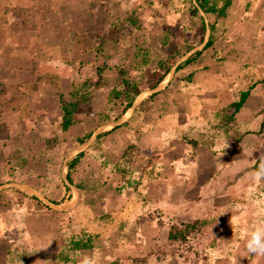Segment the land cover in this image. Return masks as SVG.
I'll return each instance as SVG.
<instances>
[{
  "label": "rangeland",
  "instance_id": "obj_1",
  "mask_svg": "<svg viewBox=\"0 0 264 264\" xmlns=\"http://www.w3.org/2000/svg\"><path fill=\"white\" fill-rule=\"evenodd\" d=\"M262 1L251 5L244 30L264 41ZM192 2L0 0V264H78L81 255L94 264H264L245 247L246 234L264 226V176L256 175L264 165V122L260 139L244 147L227 125L233 143L223 141L214 157L210 147L196 152L177 137L158 146L157 121L172 104L165 88L152 96V86L172 46L181 49L178 60L158 86L179 79L175 71L169 80L172 69L206 38L190 15ZM162 10L176 19H163ZM215 34L214 44L224 41ZM203 54L202 63L222 60L214 46ZM125 81L141 90L139 114L123 113ZM259 83L264 91V77ZM75 100L78 121L64 131L61 101ZM260 108L264 120V95H252L246 110ZM96 132L110 133L81 148ZM81 152L73 190L63 176ZM237 204L246 213L231 225ZM194 221L200 226L186 243L168 242L171 226ZM76 241L91 248L78 252Z\"/></svg>",
  "mask_w": 264,
  "mask_h": 264
},
{
  "label": "crops",
  "instance_id": "obj_2",
  "mask_svg": "<svg viewBox=\"0 0 264 264\" xmlns=\"http://www.w3.org/2000/svg\"><path fill=\"white\" fill-rule=\"evenodd\" d=\"M262 2V0H232L225 19L215 23V35L223 33L224 37V41L214 44L215 50L219 51L222 60L205 59L202 63V59L207 55L203 54V57L201 55L194 64L179 71L177 74L179 79L170 80L168 84H165L164 92L167 93V101H170L173 107L170 106L172 109L170 114L158 118L155 128L156 138L159 140L158 146L162 144L164 139L177 137L180 142L192 146L196 152H202V148L208 146L211 148L209 153H212V151L215 152L217 148L225 145L223 141L233 143L229 133H227L229 130L227 125L234 126L233 132L241 134L239 136L241 138H237V144L240 147H244L247 144L246 141L251 142L260 139V134L257 135L256 133L259 132L258 130L264 122L262 117H258L262 114L263 108L247 111L246 101V104L231 122L227 121V110L242 92L250 88L249 98L252 95H264L263 90H258L261 86L259 80L264 77L262 71L264 68L252 72L245 69L247 67H264V41L257 35L256 31L251 35L246 34L244 30L246 21L251 19L250 12L253 11L250 9L251 5H257V3L261 5ZM260 9L262 7L259 6ZM161 12L160 15L165 20L176 19L177 17L172 13L166 15L164 10ZM208 21L214 22L211 18ZM247 35L250 36L249 39H247ZM262 35L264 36V32ZM221 69L224 74H222ZM255 73L258 74L255 75ZM165 79L161 83L166 81ZM173 102L179 104L180 107L175 108ZM189 102L192 103L190 108L185 106ZM163 105L166 106V103ZM162 110L164 111V109ZM178 115L183 118L182 123L179 124L175 118ZM215 122L220 123L219 126H215ZM247 132L248 134H246ZM208 139L211 142L205 143ZM251 145L256 147L255 142ZM220 154L221 152L215 153V156ZM177 162L183 163V160L180 159ZM211 187L209 186L207 189ZM162 264H166V262L164 261Z\"/></svg>",
  "mask_w": 264,
  "mask_h": 264
},
{
  "label": "trees",
  "instance_id": "obj_3",
  "mask_svg": "<svg viewBox=\"0 0 264 264\" xmlns=\"http://www.w3.org/2000/svg\"><path fill=\"white\" fill-rule=\"evenodd\" d=\"M232 0H194V2L191 3V8H190V15L193 17H198L200 21V31L202 34V39L204 38L205 30H206V25H205V19L204 17L201 16L199 9L201 12L204 14V16L208 19H213L214 22L209 21V27L211 31V36L204 48L203 51H206L207 49H210L214 46V40L212 33L215 31V23H217L221 19H225L226 13L228 8L231 6ZM199 8V9H198ZM131 23L135 25V21L131 20ZM173 51V54L171 55V58L168 60V71L171 66L178 60L176 58V53H178L181 49H179L176 46L171 47ZM203 51H200L195 54V56L188 58L185 60L183 63H181L177 69L176 73L179 72L180 70L184 69L187 66H190L194 64L197 59L202 55ZM160 67H165V64L163 62H160ZM165 71L164 74H162L159 79L156 81V83L152 86V88H156L167 76V72ZM126 85L125 88V101L126 105L123 108V113L125 114L131 107L134 98L141 93V90L138 88L137 85L133 83H129L127 81L124 82ZM250 91L251 88L245 92H242L238 98L237 101L232 102L229 107L228 111L229 114L227 115V121L231 122L234 117L239 113V111L243 108V106L246 104L247 99L250 96ZM118 95V94H117ZM157 95V94H155ZM152 94V96H155ZM80 111V102L75 100L74 102H63L61 101V128L62 130L66 131L68 130L71 126H73L75 123H77L78 118L77 115L79 114ZM139 109L135 110L133 115L139 114ZM123 114V115H124ZM126 125V124H124ZM110 132L103 133L101 135H98L96 138L97 140L107 136ZM84 140L79 141V143H82ZM84 157V153H79L74 159L70 161V163L67 166V180L72 184V175L74 174V171L76 170L78 164L80 163V160ZM66 187V186H65ZM77 189H80L79 186H76ZM68 190V188L66 187ZM200 224L198 221H194L191 224L185 225V226H171L168 231V242L169 243H179V244H184L187 242L188 238L191 236L193 232L198 230ZM74 248L78 251H84L88 250L91 248L90 244L86 242H80L76 241L74 242Z\"/></svg>",
  "mask_w": 264,
  "mask_h": 264
},
{
  "label": "clouds",
  "instance_id": "obj_4",
  "mask_svg": "<svg viewBox=\"0 0 264 264\" xmlns=\"http://www.w3.org/2000/svg\"><path fill=\"white\" fill-rule=\"evenodd\" d=\"M225 144L228 146L227 141H225ZM256 175L264 176V165L261 166ZM229 210L232 212L230 220L231 225L238 224L241 221L242 216L246 213V210L242 209L239 204L234 205ZM233 213H235V215H233ZM245 247L250 254L264 256V226H257L246 234ZM78 264H94V258L88 255H81Z\"/></svg>",
  "mask_w": 264,
  "mask_h": 264
},
{
  "label": "water",
  "instance_id": "obj_5",
  "mask_svg": "<svg viewBox=\"0 0 264 264\" xmlns=\"http://www.w3.org/2000/svg\"><path fill=\"white\" fill-rule=\"evenodd\" d=\"M198 9H199V8H198ZM199 12H200V14L204 17V14L201 12L200 9H199ZM205 25H206V38H205V40L203 41V43H202L198 48H195V49L191 50L189 53L186 54V56H185L183 59H181V60H180L175 66H174V68H173L172 71H171V74H170L169 80L172 78V76H173V74L175 73L177 67H178L181 63H183V62H184L185 60H187L188 58L192 57V55H194V54H196L197 52L201 51V50L206 46V44H207V42H208V39H209V37H210V27H209V25H208L206 19H205ZM164 88H165V85H160V86H158L157 88H155V89H153L152 91H150V94L152 95V94H155V93H157V92H160V91H162ZM140 95H141V94H139L138 97L136 98V100L134 101V103H133V105H132V107H131L130 115L133 114V112H134V110H135V108H136L137 100H138V98H139ZM124 122H125V121L117 122V123L115 124V126H119V125L123 124ZM97 136H98V132H96V133L94 134V136L89 140L88 143L82 145L81 148H83V147H87L92 141H94V140L96 139ZM66 175H67V174H66ZM66 175L63 176V179H64L65 184H66L67 186H69L71 189L75 190V187L72 186V185L70 184V182L67 180V176H66ZM10 186H11V187H14V188H20V189H24V188H26L25 186H20V185H16V184H12V185H10ZM31 192H32V193H33L38 199H40V200L43 202V204L46 205L47 207H51V208H54V209H56V210H64V208H60V207H58V206L52 204L51 202H49L47 199H45V198H44L41 194H39L37 191H35V190H31Z\"/></svg>",
  "mask_w": 264,
  "mask_h": 264
}]
</instances>
